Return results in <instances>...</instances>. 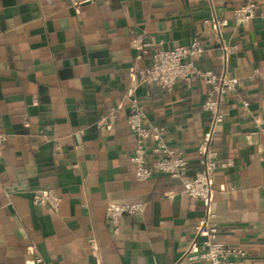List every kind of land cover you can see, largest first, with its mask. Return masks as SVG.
I'll return each mask as SVG.
<instances>
[{
    "label": "crops",
    "instance_id": "obj_1",
    "mask_svg": "<svg viewBox=\"0 0 264 264\" xmlns=\"http://www.w3.org/2000/svg\"><path fill=\"white\" fill-rule=\"evenodd\" d=\"M252 2L253 20L235 24L236 7ZM214 17L225 22L219 39ZM136 35L154 44L142 57ZM195 36L213 38L198 65L217 75L221 42L237 46L228 73L240 84L214 140L220 161L233 165L213 178V206L219 240L248 253L229 260L264 264V0H0V132L9 136L0 151V264H36L29 246L38 264H201L185 254L201 241L205 206L173 177L137 180L124 99L135 88L149 124L168 130L169 146L196 171L209 130L205 86L165 93L137 80L156 48ZM119 105L100 132L97 122ZM53 188L58 212L33 204L37 191ZM139 202L145 210L124 216L115 234L109 205Z\"/></svg>",
    "mask_w": 264,
    "mask_h": 264
},
{
    "label": "built area",
    "instance_id": "obj_2",
    "mask_svg": "<svg viewBox=\"0 0 264 264\" xmlns=\"http://www.w3.org/2000/svg\"><path fill=\"white\" fill-rule=\"evenodd\" d=\"M77 4V0H73ZM256 5L252 2L239 7L234 11L235 24L247 23L256 16ZM205 22H208L206 20ZM212 24L215 30L214 38H222L225 22L214 17ZM213 38H201L195 36L186 44L176 48H156L152 53V65L138 71L137 80L140 84L152 86L158 85L165 93H170L176 86L184 85L193 89L197 85L205 86V100L203 111L209 114L208 132L198 144V169L192 171V164L183 153L174 147H170L167 140L168 130L159 125H150L146 109L135 95V88L129 89L125 95L127 109V124L136 140V150L130 157V162L135 166L137 180H149L156 173L173 177L181 181L184 193L203 203L205 206V218L195 228L197 237L201 238L199 245L195 242L187 248L185 258L188 261H197L201 264H237L229 260L230 256L245 257L247 251L231 247L219 240L218 214L213 206L214 189L213 178L219 168L233 165L232 159L220 161V153L214 146V140L219 127L225 119V106L230 97L237 91L240 84L239 77L230 76L228 73L229 57L237 51V46H231L225 42L222 44L220 60L223 62V70L220 75L198 65L203 58L206 43ZM133 45L140 47L142 57L154 48V44L147 41L143 35H136ZM113 107L97 122L100 132L106 133L113 125L121 109ZM258 120L254 121L255 123ZM27 123V120L25 121ZM8 134L0 132V151L8 141ZM264 189V186H263ZM35 206L47 208L51 212H58L62 200L56 189L37 191L32 197ZM146 208V204L139 203H112L109 205L106 216L115 234L120 232V223L124 216H137ZM95 250V245H93ZM26 253L31 256V262L43 261L40 253L34 246H29Z\"/></svg>",
    "mask_w": 264,
    "mask_h": 264
}]
</instances>
